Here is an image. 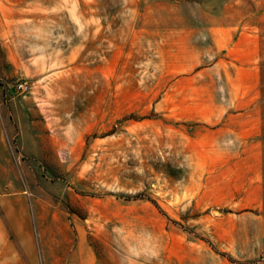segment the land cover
Segmentation results:
<instances>
[{"label":"rangeland","instance_id":"obj_1","mask_svg":"<svg viewBox=\"0 0 264 264\" xmlns=\"http://www.w3.org/2000/svg\"><path fill=\"white\" fill-rule=\"evenodd\" d=\"M0 112L36 123L25 187L69 216L0 264L177 233L264 264V175L242 167L264 153V0H0Z\"/></svg>","mask_w":264,"mask_h":264},{"label":"crops","instance_id":"obj_2","mask_svg":"<svg viewBox=\"0 0 264 264\" xmlns=\"http://www.w3.org/2000/svg\"><path fill=\"white\" fill-rule=\"evenodd\" d=\"M18 134L17 145L14 146L13 138ZM41 147L33 120L25 118L18 121L17 126H11L9 117L0 112L1 258L17 255L14 250L11 251V239L17 241L14 245L18 244V248H21L22 242L34 240L36 231L42 240L46 238L45 233L48 231L55 235L52 231L56 230L58 224L68 227L69 216L59 211L57 204L35 200L25 187L24 177L29 173L27 168L31 167L32 160L41 157ZM242 158L247 162L242 167L251 176L264 175V153L244 155ZM261 187L264 193V186ZM261 199L264 203V196ZM71 219L74 221V217ZM173 239L176 241V248H167L156 254L152 248V240L146 241L143 245L145 248L142 246L144 250L136 253L129 250L126 253L116 251L110 242L105 244L106 250L100 255L88 249L84 239L66 241L63 254H56L52 250L46 253L44 248L47 249L48 246L45 242L42 257L44 264H217V255L209 248H203L201 243L195 242L189 233H177L173 235Z\"/></svg>","mask_w":264,"mask_h":264},{"label":"built area","instance_id":"obj_3","mask_svg":"<svg viewBox=\"0 0 264 264\" xmlns=\"http://www.w3.org/2000/svg\"><path fill=\"white\" fill-rule=\"evenodd\" d=\"M18 87H19V90L22 92H25L28 89V86L26 83H21Z\"/></svg>","mask_w":264,"mask_h":264}]
</instances>
